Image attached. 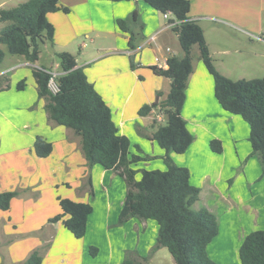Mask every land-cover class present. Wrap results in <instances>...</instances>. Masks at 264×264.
<instances>
[{"label":"crops","instance_id":"crops-1","mask_svg":"<svg viewBox=\"0 0 264 264\" xmlns=\"http://www.w3.org/2000/svg\"><path fill=\"white\" fill-rule=\"evenodd\" d=\"M190 1V16L204 29L215 67L231 79H234L232 73H238L239 79L263 75L264 29L260 22L264 0ZM61 3L69 8V12L48 14L55 27L52 46L57 52L69 51L76 57L89 81L111 107L121 135L130 143L127 159L129 167L138 171L136 177L139 178L142 170L165 169V149L153 136L158 125L166 121V116L157 109L140 115L139 109L157 98L164 100L170 92L171 79L150 68L162 67L155 57L183 55L177 34L167 26L169 19L144 0H61ZM1 6L2 3L0 8H3ZM134 11L138 18L131 21L130 26L137 47L131 55L130 34L121 30L116 20L128 19ZM237 34L247 37L250 43L245 45V39ZM192 57L193 71L188 79L182 115L195 139L185 153L170 154L177 164L189 168L191 183L199 186L203 194V182L195 184L192 172L200 152L196 145L199 132L208 137L207 142L217 137L223 142V135H228L237 151L240 139L245 138L247 155L252 148L248 139L249 124L240 115L231 114L221 106L215 96L213 77L200 54ZM41 58L42 51L35 65L48 68ZM51 63L59 68L57 71L64 72L60 60ZM31 65L23 56L9 53L0 63V76L10 74L11 78V87L0 91V192H18L9 209L0 208V264H26L34 252L42 256L41 264H122L130 251H135L137 256H151L149 264L156 259L162 264L160 258L170 261L164 247L153 251L156 236L149 239L151 244H147L150 229H158L156 223L133 216L119 224L127 194L121 169H105L99 164L89 166L81 137L73 129L48 118L46 101L38 97ZM163 68L167 66L163 64ZM24 78L26 86L18 90L16 85ZM29 87L32 91L27 95ZM240 130L244 132L243 138H240ZM37 135H43L53 143L49 156L40 157L35 153ZM223 170L224 166L220 167L216 180L209 185L214 197L216 200L226 198L227 192L240 200H248L250 212L257 219L242 208L236 213L240 221L237 229H245L250 223L254 224L251 225L255 226L254 230L260 229L256 226L258 211L252 188H248L247 193L244 189L236 193L227 189L223 183ZM247 194L249 198L245 197ZM59 195L93 205L84 237L76 238L62 220L50 221L62 213ZM213 206L208 204L207 207L217 214L216 209H211ZM259 225L264 228V221ZM246 231L243 239L253 228ZM113 232L125 241L118 255H115L113 239L115 244L118 243L117 247L120 241L114 238ZM154 233L157 235L156 230ZM98 243V254L104 249L106 255L100 262H96L89 252V248L99 246Z\"/></svg>","mask_w":264,"mask_h":264},{"label":"trees","instance_id":"trees-1","mask_svg":"<svg viewBox=\"0 0 264 264\" xmlns=\"http://www.w3.org/2000/svg\"><path fill=\"white\" fill-rule=\"evenodd\" d=\"M144 1L163 14L171 15L168 23H172L171 28L177 34L183 51L182 56H170L165 69L150 67L157 74L171 79L170 92L164 100L159 101L157 98L139 109L140 115L157 109L166 116V121L158 125L153 136L165 149L166 167L163 170H142L141 176L136 177L138 171L129 167L127 159L129 141L121 135L111 107L89 81L84 67L78 65L71 52H58L64 73L58 78L59 90L56 93L49 88L51 69L35 65L40 57V42L48 40L53 43L54 40L55 27L48 19V14L69 12L61 0H27L10 8H0V21L6 22L0 30V63L7 52L23 56L30 62L38 97L46 101L48 118L73 129L81 137L82 150L89 166L99 164L105 169H121L127 184V194L119 224L133 216L155 222L158 233L153 251L158 247H166L175 264H220L208 252L209 244L219 235L218 216L207 207L193 208L200 199L201 188L191 183L189 168L177 164L170 154L185 153L195 139L182 115L188 79L193 71V47L199 46L200 59L213 77L218 102L227 112L240 115L249 124L248 139L252 148L249 156L260 157L263 171L264 76L234 80L215 67L204 29L197 19L190 16V0ZM137 18L138 13L134 11L128 19L116 20L119 28L130 34V50L137 47L135 33L130 26V22ZM1 45H6L7 52ZM25 86L24 78L18 81L16 88L23 90ZM10 87V76L1 75L0 91ZM210 148L213 152L222 153V141L212 138ZM34 149L38 156L47 157L53 151V143L43 135H37ZM133 160H137L136 155ZM17 194L15 190L0 192V208L9 209ZM57 199L62 213L50 218V221L62 220L65 228L76 238L84 237L93 205L60 195ZM90 251L96 254L97 247L91 246ZM143 258L148 260V257ZM239 258L242 264H264V228L253 230L245 236L239 247ZM41 263L42 256L38 252H34L26 262ZM122 264H139L137 253L130 251Z\"/></svg>","mask_w":264,"mask_h":264},{"label":"rangeland","instance_id":"rangeland-1","mask_svg":"<svg viewBox=\"0 0 264 264\" xmlns=\"http://www.w3.org/2000/svg\"><path fill=\"white\" fill-rule=\"evenodd\" d=\"M24 1L27 0H0V3H2L1 7L10 8ZM262 17L263 18L261 19L260 26L262 27L263 30L264 13ZM5 24L6 22H2V21L0 22V26L2 27ZM227 31H230V29H227ZM237 36L241 39H245L244 42L245 45H248L250 43V40L247 37L246 38L241 37L239 36V34H237ZM1 47H3V49L7 52L6 45H1ZM76 48L78 50V47ZM193 49L194 50H192L193 51L192 55L200 54L198 45H194ZM40 51H42V58H41L42 63L48 66V68H50L52 71L54 70L57 71V69L59 70V68H55V65H52L51 63V62H58L59 60L57 48L53 47L51 42L47 40L46 43L40 42ZM231 76H233L234 80L239 79L238 73H232ZM263 76L264 74L260 75V77ZM31 91H32L31 87H29L27 90V95H29ZM158 112L160 114H163L160 111ZM242 134H244V132L240 130V138H243ZM206 138L208 137H205L203 133L199 132L196 145H198L200 152L198 158L194 160V166L192 172H193V182H195V184H198L199 181L203 182L202 187L204 192L203 194H201L200 199L193 205V208L200 209L202 207H207L208 204H210V205H214L213 206L214 208L211 209L217 210V214H218L217 216L221 226V231H219V235L215 237V239L208 246V252L210 256L213 258V260H215L220 264H242L239 258V247L241 245L240 243L243 239V236L247 232L246 230H248V232L251 231L252 228L254 230L255 226L251 227V225L254 224L250 223V225L246 226L245 229H237L240 226V221L238 214L236 213H238L239 210L240 209L242 210L243 208L247 211V214L252 215L254 219L257 218H255L254 214L250 212L251 206L248 200L247 202L240 200L236 196L233 197L232 193L227 194V192H226L227 195L226 198H220L216 200V198L214 197V193H212V191L209 189V185L211 182H214L216 180L220 167L224 166L223 183L227 189L230 188L232 189V191L236 193L242 189H244V192H246L248 191L247 190L248 188H252L253 200H255L254 204L257 205L256 209L258 211V214L256 216L258 217L256 226H259V228H261L262 225L259 224H262L264 221V171L262 168L261 160L258 155H254V156H249L250 154L247 155L246 153L247 149L245 148V143L247 140L245 138H243L242 140L240 139L239 144L237 146L238 148L237 151L236 147L231 141V138L228 137V135H223L224 141L222 142L223 145L222 153L213 152L210 148V141L207 142ZM141 173L142 171L140 172L139 177L141 176ZM245 197L249 198L250 195L247 194L245 195ZM150 230L151 231H149L146 237V239H148L147 244H151V242L149 241L153 240L155 236L157 237V235L154 233V230H156V233H158L157 228L154 229L153 227ZM113 236L114 238H118L120 241V245L119 247H117L118 243L115 244V241L113 239V245L116 246L115 255H118L121 253L125 241L117 236V232H113ZM133 241L134 240L132 239V242ZM94 247H97V252L96 254L93 255L89 248V252L91 254L90 256L91 257L94 256L93 259H95L96 262H100V260H103V258L106 256L105 251L104 249H102L101 253L98 254L100 244L99 246L94 245ZM164 249L170 261L165 260V258H160L162 264H175V261L172 258V255L170 254L168 249L166 247H164ZM146 257H148V260H145L142 256H137V261L139 262V264L146 262L148 263L151 256L150 257L146 256ZM157 261L158 259L154 260L151 264H158Z\"/></svg>","mask_w":264,"mask_h":264},{"label":"built area","instance_id":"built-area-1","mask_svg":"<svg viewBox=\"0 0 264 264\" xmlns=\"http://www.w3.org/2000/svg\"><path fill=\"white\" fill-rule=\"evenodd\" d=\"M164 16H165V18H167V19L170 18V17H169V16H170L169 14H164ZM167 26H168V27H171V26H172V23H168V22H167ZM154 37H155V35L152 36L151 39H153ZM257 38H261V39H263V38L260 37V36H257ZM135 50H136V49H135ZM135 50H130L129 53H134ZM166 50H167V52H169V51H170V48L168 47V48H166ZM169 57H170L169 55H168V56H164V57H160V56H156V57H155V61L158 62V63H160V65L162 66V67H159V68H163V64L166 65V66L168 67V59H169ZM163 69H165V68H163ZM49 72H50V74H51V77H50V79H49V88L51 89L52 92L56 93V92L59 90V87H58V78H59L64 72H59V71H56V70H54V71L49 70Z\"/></svg>","mask_w":264,"mask_h":264}]
</instances>
